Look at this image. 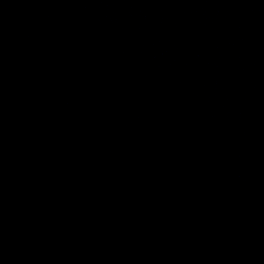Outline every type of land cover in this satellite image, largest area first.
Listing matches in <instances>:
<instances>
[{
    "label": "water",
    "instance_id": "obj_1",
    "mask_svg": "<svg viewBox=\"0 0 264 264\" xmlns=\"http://www.w3.org/2000/svg\"><path fill=\"white\" fill-rule=\"evenodd\" d=\"M0 264H264V0H0Z\"/></svg>",
    "mask_w": 264,
    "mask_h": 264
}]
</instances>
